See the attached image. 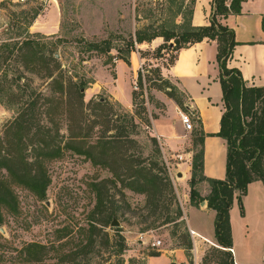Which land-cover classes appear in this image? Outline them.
I'll use <instances>...</instances> for the list:
<instances>
[{
    "label": "rangeland",
    "instance_id": "rangeland-1",
    "mask_svg": "<svg viewBox=\"0 0 264 264\" xmlns=\"http://www.w3.org/2000/svg\"><path fill=\"white\" fill-rule=\"evenodd\" d=\"M187 2L189 0H186ZM178 3L182 2L176 1L175 5H172L166 0L0 1V45L16 37V24L21 21L20 25H23L25 22L20 16L23 11L37 9L40 13L29 26L28 32L39 35L38 40L43 43L42 49L47 55L54 56L59 65L55 70L54 80L46 77L47 73L40 64L39 73L25 71L22 84L25 85L24 90H27L28 95L34 90L44 98L40 101L38 121L41 126L48 128L46 131L50 130L51 140L63 150L60 157L44 162L47 174L51 178L46 201H40L24 187L12 186L18 198V210L16 213L4 211V224L0 227V259L2 258L0 264H19L21 261L18 258V251L29 243H41L49 247H58L62 243L65 252L74 251L77 246L85 243L88 235L82 230L88 228L91 213L97 202L94 190L96 184L105 187L102 193L106 207L118 210L116 220L120 224L118 227L112 225L104 227V231L112 240V248L109 251L102 248L101 255L94 256L92 264H104L103 259L109 257L114 263L122 258L125 264H142L141 260L136 258V252L153 253L158 250L162 253L166 249L178 246L180 242L178 237L185 232L184 227H179L177 223L166 226L162 224L167 216L170 218L175 216V201L183 208L174 184V181H180L182 178H178L175 174V156H167L163 153L162 144L154 135L151 123L152 118L165 115L167 110L163 100L168 96L164 91L157 89V86L164 80L162 68H168L176 59L178 48L176 40L157 37L154 39L157 40L154 46L139 49L143 64L142 68H139L137 78L134 77L136 66L130 62L125 72H123L124 67H120L116 82V65L121 58L129 57L128 45L132 39L135 40L137 31L144 30L149 34L152 30L160 31L165 26L168 34L180 35L183 21L176 14ZM148 27L153 29L148 30ZM9 29L11 31L7 34ZM102 41L108 42L112 47L109 56L87 50V43ZM138 45L141 44H135V52ZM58 83H62L64 90H69V94L64 95L58 91L60 90ZM79 84L84 85L83 107L79 106L72 92L75 89L71 88ZM131 90L132 98L133 93H142L143 96L138 97V106L133 105L132 111H128L123 104L130 102ZM118 96L123 99V103ZM48 99H50L49 104ZM141 100L145 101L144 105L141 104ZM104 102L107 103L96 109L98 103ZM16 109L8 103L0 102V152L2 153L6 138L12 137L9 127L17 116ZM136 112L140 113L139 116L143 121L135 116V122L139 124L138 135L134 133L131 138L137 140L139 146H129L121 152L127 153L128 156L132 155L135 159L136 156L141 158L147 167L157 164L154 172L162 176L166 169L176 193L175 201H166L169 214L164 211L154 215L152 207L147 205L146 196L123 188L110 169L94 166L85 156L77 155L72 149H65L66 144L70 146L74 142L81 143L74 137L81 136L84 142L91 144L104 132L107 135L115 133L116 126L125 124L124 115H134ZM192 120L197 126L194 116ZM195 131L186 139L187 149L190 148L188 143H195L196 136L193 134ZM25 142L24 153L27 159L33 162L34 146L27 139ZM199 150L200 147L194 148V155ZM113 167L119 171V174L124 172L120 170L118 164H114ZM7 175L6 171H0V176ZM166 196L167 199L171 198L169 195ZM243 211L247 212L249 234L245 226L234 218V245L239 256L250 249H254L255 252L264 251L263 201L255 195L246 204L243 203ZM236 212H239L237 207ZM240 212L242 214L241 208ZM160 214L163 215L162 218L159 217ZM146 227L155 229L142 232ZM62 228H66L70 233L64 240L58 241L60 234L57 230ZM176 229H180L177 234L174 233ZM186 232L190 235L188 229ZM118 235L123 236L126 241L127 249L123 256L113 253L119 250L115 244ZM97 240V248H99L102 240L100 237ZM158 241L161 242V246L155 245ZM219 249L221 248L211 245L206 247L205 264H218L222 258L216 253ZM51 252V256H54V252L57 251ZM182 256V252L176 254L177 258ZM184 258L185 262V255ZM170 260L171 255L165 254L151 260V264H171Z\"/></svg>",
    "mask_w": 264,
    "mask_h": 264
},
{
    "label": "trees",
    "instance_id": "trees-1",
    "mask_svg": "<svg viewBox=\"0 0 264 264\" xmlns=\"http://www.w3.org/2000/svg\"><path fill=\"white\" fill-rule=\"evenodd\" d=\"M176 1L182 2L176 6V14L183 21L181 22L180 35L168 34L165 26L160 31L152 30L149 34L144 30H139L135 40L132 39L128 45L129 57L121 58V60L129 65L130 56L136 49L135 44L151 42L157 37H164L167 40L175 39L178 46L176 51L204 40L217 42V63L220 69V84L225 110L221 118L220 131L215 136L222 138L227 145L226 178L218 180L204 176L205 134L203 131L196 130L193 133L196 136L193 146L194 148L200 147V150L193 157L192 177L189 181V200L193 206H199L200 203L207 201L208 208L216 212L215 237L221 247L216 253L222 256L218 264H234L233 254L227 251L233 249L230 211L234 199L237 196L243 215V197L247 194L249 184L255 181L264 183V87H247L241 72L236 68L228 67V61L237 43L234 31L223 25L221 20L230 15H239L244 0H212L210 24L202 27L192 25L196 0H189L187 3L186 0H166L172 5H175ZM7 2H11V0H7ZM39 14L37 9L23 11L20 16L25 22L23 25H20L21 21L16 24V37H12L0 45V102L17 108V116L9 127L12 137L6 138L3 153L0 152V171L4 170L8 174L0 176V227L4 224L5 210L11 213H16L18 210V198L13 185L24 187L40 201L47 200L51 178L47 174L44 162L60 157L63 151L51 140L50 130L46 131L48 128L41 126L38 121L40 101L44 98L34 90L28 95L27 90H24L25 85L22 84L25 71L39 73L41 71L40 64L43 71L47 73L46 77L54 80V73L59 65L54 56L47 55L42 49L43 43L38 40L39 35H32L28 32L29 26L33 24ZM149 29L153 28L148 27ZM10 31L9 29L6 33L8 34ZM111 48L106 41L87 43V50L91 53L109 56ZM58 84L60 87L58 91L64 95L69 94V90H64L62 83ZM83 87V84L71 87L75 89L72 92L81 107L84 106ZM157 89L164 91L184 112L189 113V109L185 106L184 96L169 80H162ZM139 96H143V94L133 93L134 106H138ZM47 101L49 104L50 99ZM106 103H98L96 109ZM141 104L144 105L145 101L141 100ZM143 109L145 111V108ZM139 115V112L134 115L125 114L126 120L123 126H116L114 129L116 132L113 134L102 133L94 143L84 142L85 140L81 136L74 137L81 143L74 142V146L66 144L65 149H72L77 155L85 156L94 166L110 169L123 188L146 196L147 205L152 207L154 215L158 212H169L166 201H175L176 193L166 169L162 176L154 172L157 164L147 167L141 158L136 156L135 159L134 156H128L127 153L122 154L121 152L126 147L139 146L138 141L131 138L134 133L136 136L138 135L139 124L135 122V116L143 121ZM25 139L34 146L33 162H30L24 153ZM153 139L157 145L155 138ZM75 145L80 146L76 147ZM157 152L159 153L158 149ZM114 164H118L120 170H124V172L119 174V171L114 169ZM202 182H207L210 187V194L206 198H203L197 189L198 184ZM101 185H94L97 202L91 213L88 228L82 230L88 235L85 243L83 242L70 252H65L62 249L64 245L62 243L58 247H49L35 242L29 243L18 251V258L21 261L19 264H92L94 256L101 255L102 248L109 251L112 248V240L109 234L104 231V227L110 226L117 219L118 210L106 207V200L102 193L105 187ZM166 195L171 198L167 199ZM175 204V216L171 218L167 216L162 225L177 223L179 227H184L185 232L179 235L180 242L177 247H183L187 254L188 264H194L193 242L191 236L186 232L184 209L179 206L177 201ZM159 217L162 218L163 215L160 214ZM152 229L155 228L146 227L142 232ZM180 229H176L174 233H179ZM57 233L60 234L58 241H62L70 232L66 228H62L57 230ZM98 237L102 240L99 248H97ZM115 244L119 250L113 253L123 256L127 249L125 238L118 235ZM55 250L57 252L51 256V251ZM156 255L158 254H151V256ZM110 259V257L103 259L104 264H125L122 258L116 263ZM206 259L205 253L201 264H205Z\"/></svg>",
    "mask_w": 264,
    "mask_h": 264
},
{
    "label": "crops",
    "instance_id": "crops-1",
    "mask_svg": "<svg viewBox=\"0 0 264 264\" xmlns=\"http://www.w3.org/2000/svg\"><path fill=\"white\" fill-rule=\"evenodd\" d=\"M211 4L212 0H196L192 17L193 26L202 27L210 24ZM221 23L234 31L237 43L228 61V67L236 68L241 72L247 87H264V0H244L241 13L230 15L228 18L222 19ZM155 43L157 40L151 43L144 42L138 45L136 52L131 54L130 62L136 66L134 77L137 78L139 68L141 69L143 64L139 49L154 46ZM217 51V42L211 40H204L178 50L174 63L168 68H162V75L184 96L185 106L189 109L190 115L197 120V126L194 125L195 129L203 131L205 134L204 176L210 179L224 180L227 171V145L222 138L215 136L220 131L221 118L225 110ZM120 67H124L123 72H125L129 66L122 60L117 63L116 82ZM130 95V102L123 104L128 111H132L133 106L132 90ZM118 97L123 103V99ZM163 102L167 106V110L165 115L151 119L152 131L160 139L165 155L174 157L177 154L184 160V162L176 160L174 163L175 174H182V179L174 181V184L184 209L186 227L188 231L191 230L196 234L195 236L190 235L193 242L194 264H201L207 246L221 248L215 237L216 212L208 208L207 201L204 206L201 203L199 206H193L190 203L189 181L192 177L194 146L188 143L190 148L187 149L186 139L195 129L187 131L184 128L179 117V112L183 110L175 101L166 97ZM197 189L203 198L210 194L207 182L198 184ZM255 195L261 198L264 203V183L262 181L249 184L247 194L243 197V203L246 204ZM236 207L239 212H236ZM243 215L240 212L236 196L230 211L234 264H264V251L255 252L254 249H250L239 256L235 249L234 218L245 226L247 234H249L247 212H244ZM140 242L144 243L145 241ZM178 252H182V258L176 257ZM136 253V258L141 260L142 264H151V260L165 254L171 255V264H188L187 254L183 247L176 246L166 249L162 253L156 250L153 252L158 254L156 256H151L152 252L149 253V251ZM184 255L186 256L185 262L183 261Z\"/></svg>",
    "mask_w": 264,
    "mask_h": 264
},
{
    "label": "built area",
    "instance_id": "built-area-1",
    "mask_svg": "<svg viewBox=\"0 0 264 264\" xmlns=\"http://www.w3.org/2000/svg\"><path fill=\"white\" fill-rule=\"evenodd\" d=\"M22 2L25 1V0H21ZM154 1H161V0H154ZM180 120H181V123L183 124L184 128L187 130V131H193L195 129L194 127V123L192 121V116L190 115V113H187V112H180ZM175 159L180 161V162H184L183 158L179 155L175 156ZM189 233L191 236H195L196 234L189 230ZM155 245L157 246H161V242L158 241L155 243ZM229 251H231L233 253V250L232 249H229Z\"/></svg>",
    "mask_w": 264,
    "mask_h": 264
},
{
    "label": "water",
    "instance_id": "water-1",
    "mask_svg": "<svg viewBox=\"0 0 264 264\" xmlns=\"http://www.w3.org/2000/svg\"><path fill=\"white\" fill-rule=\"evenodd\" d=\"M83 92H84V90H83ZM176 176L178 177V178H181L182 177V174L181 173H179V174H176ZM206 203H205V201L204 202H202L201 203V205H205ZM119 222L117 221V220H114L113 222H112V227H118L119 226Z\"/></svg>",
    "mask_w": 264,
    "mask_h": 264
}]
</instances>
